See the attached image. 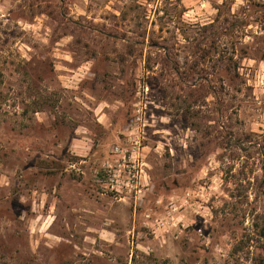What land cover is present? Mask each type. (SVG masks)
I'll use <instances>...</instances> for the list:
<instances>
[{
	"label": "rangeland",
	"instance_id": "rangeland-1",
	"mask_svg": "<svg viewBox=\"0 0 264 264\" xmlns=\"http://www.w3.org/2000/svg\"><path fill=\"white\" fill-rule=\"evenodd\" d=\"M263 227L264 0H0V264H264Z\"/></svg>",
	"mask_w": 264,
	"mask_h": 264
},
{
	"label": "built area",
	"instance_id": "built-area-1",
	"mask_svg": "<svg viewBox=\"0 0 264 264\" xmlns=\"http://www.w3.org/2000/svg\"><path fill=\"white\" fill-rule=\"evenodd\" d=\"M138 141L129 139L114 145L109 160L101 166L97 176L99 185L113 193L118 199L143 198L148 190L146 164L142 159ZM158 227L164 226L161 221Z\"/></svg>",
	"mask_w": 264,
	"mask_h": 264
},
{
	"label": "water",
	"instance_id": "water-1",
	"mask_svg": "<svg viewBox=\"0 0 264 264\" xmlns=\"http://www.w3.org/2000/svg\"><path fill=\"white\" fill-rule=\"evenodd\" d=\"M261 236H262V240H263V243H264V227L262 228Z\"/></svg>",
	"mask_w": 264,
	"mask_h": 264
}]
</instances>
